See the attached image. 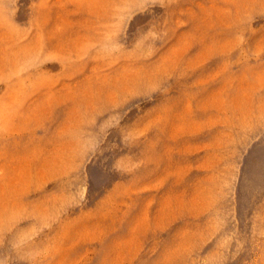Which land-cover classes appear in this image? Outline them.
Returning <instances> with one entry per match:
<instances>
[{"label": "rangeland", "instance_id": "374dc122", "mask_svg": "<svg viewBox=\"0 0 264 264\" xmlns=\"http://www.w3.org/2000/svg\"><path fill=\"white\" fill-rule=\"evenodd\" d=\"M0 264H264V0H0Z\"/></svg>", "mask_w": 264, "mask_h": 264}]
</instances>
